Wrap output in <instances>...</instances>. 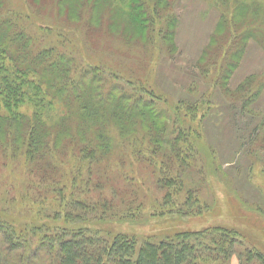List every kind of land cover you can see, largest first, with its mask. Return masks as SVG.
Segmentation results:
<instances>
[{
    "label": "rangeland",
    "instance_id": "obj_1",
    "mask_svg": "<svg viewBox=\"0 0 264 264\" xmlns=\"http://www.w3.org/2000/svg\"><path fill=\"white\" fill-rule=\"evenodd\" d=\"M20 1L24 14L29 11L70 32V45L76 49L68 51L76 57L75 64L87 63V78L98 69L106 90L114 85L130 94L154 91L160 97L158 109L165 115L158 120L160 126L171 129V118L180 116L185 127L194 128L198 136L200 150L191 153L196 163L187 162L177 186H159L160 170L137 160L139 155L118 162L113 179L122 174L119 180L102 181L98 191L99 187L91 185L89 196L82 198H98L103 191L114 200L116 210V216L93 220L95 226L128 233L139 244L178 231L215 226L235 230L242 243L226 264H242L240 249L245 247L264 251V0H147L151 13L161 16L155 20V31L140 30L133 23L128 15L130 1L124 5L120 0H91L82 9L76 0ZM110 7L114 12L100 24L96 14L101 16ZM169 15L177 19L175 30L168 26L172 35L159 32L170 23ZM181 99L196 102L194 117ZM257 125L259 146L250 152ZM23 166L21 157H7L0 150V218L17 225L26 221L63 224V210L55 216V211L63 209L59 196L51 192L35 200L44 186L29 188L32 176ZM168 189L178 191L174 198L183 205L175 199L165 201ZM190 189L197 202L184 204ZM69 193L67 189L65 196ZM53 254L41 251L39 264L54 263L57 252Z\"/></svg>",
    "mask_w": 264,
    "mask_h": 264
},
{
    "label": "trees",
    "instance_id": "obj_2",
    "mask_svg": "<svg viewBox=\"0 0 264 264\" xmlns=\"http://www.w3.org/2000/svg\"><path fill=\"white\" fill-rule=\"evenodd\" d=\"M128 1L133 23L140 30H157L154 23L161 16L151 13L149 2L119 3L126 5ZM90 2L76 0V6L86 8ZM21 6L20 0H0V150L7 157L24 160L23 168L32 176L29 188L44 186L43 194L34 196L35 200L51 192L59 196L63 209L55 211V216H61L63 210L65 222L35 225L26 221L17 225L0 218V264H39L41 251L57 252L51 264H226L242 243L235 230L215 226L178 231L159 241L147 238L139 244L128 233L95 226L93 220L116 216V210L114 200L103 191L98 198L84 200L91 185L102 190V181L113 179L119 161L123 164L139 155L137 160L160 170L159 186H177L187 162H194L191 153L200 150L198 136L194 128L185 127L180 116L171 118V129L160 126L158 120L165 115L158 109L160 97L154 91L130 94L114 85L106 90L98 69L87 78V63L75 64L76 57L68 51L76 49L70 45V32L29 11L24 14ZM113 12L114 7H110L106 14H96L100 24ZM169 16L170 23L162 25L160 33H174L168 26H176L177 19ZM145 94L150 95L147 98ZM179 102L185 103L190 115H196V102ZM254 132L250 152L259 146L258 125ZM174 170L178 171L176 176L171 174ZM121 176L115 174L113 180ZM67 189L69 196H65ZM170 190L167 202L175 201L178 194ZM190 192L184 204L197 202ZM124 213L134 215L132 211ZM240 254L242 264H264V251L258 248L245 247Z\"/></svg>",
    "mask_w": 264,
    "mask_h": 264
}]
</instances>
